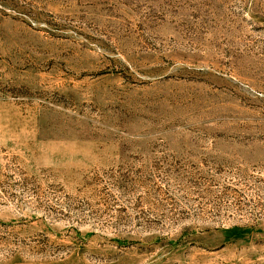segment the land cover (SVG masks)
Here are the masks:
<instances>
[{
	"label": "rangeland",
	"instance_id": "obj_1",
	"mask_svg": "<svg viewBox=\"0 0 264 264\" xmlns=\"http://www.w3.org/2000/svg\"><path fill=\"white\" fill-rule=\"evenodd\" d=\"M0 264H264V0H0Z\"/></svg>",
	"mask_w": 264,
	"mask_h": 264
}]
</instances>
